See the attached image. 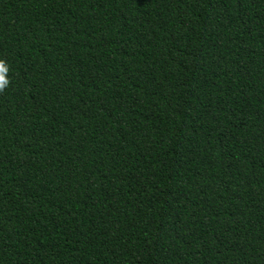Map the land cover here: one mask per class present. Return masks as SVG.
Returning <instances> with one entry per match:
<instances>
[{"label":"trees","instance_id":"obj_1","mask_svg":"<svg viewBox=\"0 0 264 264\" xmlns=\"http://www.w3.org/2000/svg\"><path fill=\"white\" fill-rule=\"evenodd\" d=\"M0 264H264V0H0Z\"/></svg>","mask_w":264,"mask_h":264}]
</instances>
